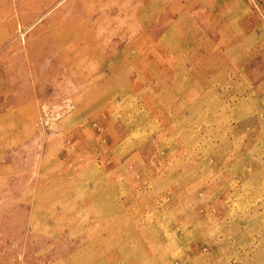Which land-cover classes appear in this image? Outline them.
<instances>
[{
    "label": "rangeland",
    "instance_id": "obj_1",
    "mask_svg": "<svg viewBox=\"0 0 264 264\" xmlns=\"http://www.w3.org/2000/svg\"><path fill=\"white\" fill-rule=\"evenodd\" d=\"M0 264H264V0H0Z\"/></svg>",
    "mask_w": 264,
    "mask_h": 264
},
{
    "label": "bare ground",
    "instance_id": "obj_2",
    "mask_svg": "<svg viewBox=\"0 0 264 264\" xmlns=\"http://www.w3.org/2000/svg\"><path fill=\"white\" fill-rule=\"evenodd\" d=\"M68 49V48H67ZM248 179V178H247ZM238 231V230H237ZM240 232V231H239Z\"/></svg>",
    "mask_w": 264,
    "mask_h": 264
}]
</instances>
